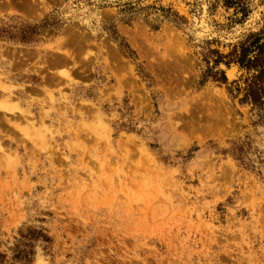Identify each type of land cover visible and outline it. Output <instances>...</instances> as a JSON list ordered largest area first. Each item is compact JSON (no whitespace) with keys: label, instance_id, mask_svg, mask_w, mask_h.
<instances>
[{"label":"rangeland","instance_id":"rangeland-1","mask_svg":"<svg viewBox=\"0 0 264 264\" xmlns=\"http://www.w3.org/2000/svg\"><path fill=\"white\" fill-rule=\"evenodd\" d=\"M238 1L0 0V264H264V112L199 85Z\"/></svg>","mask_w":264,"mask_h":264},{"label":"trees","instance_id":"trees-1","mask_svg":"<svg viewBox=\"0 0 264 264\" xmlns=\"http://www.w3.org/2000/svg\"><path fill=\"white\" fill-rule=\"evenodd\" d=\"M226 8L238 7L243 17L247 16L243 4L238 0H222ZM241 3V4H240ZM242 5V6H241ZM177 17V15H174ZM40 28L50 27V25L43 24ZM36 26H28L22 32L24 42L28 43L32 35H36ZM206 70L202 73L199 85L203 86L208 80H212L219 84H227V79L223 70L218 66L224 64L229 67L230 64H235L240 70H243L247 77L244 80L245 87L242 89L243 97L240 101L248 103L252 106L253 110L264 112V42L260 39L258 34H249L244 40L235 45L232 51L227 56H222L217 52L210 51L205 55ZM212 63V66H210ZM231 94L233 89L227 88ZM237 93L240 94V89L235 88ZM40 235L41 233L38 232ZM42 236V235H41ZM29 251H20L19 255L23 254L24 261H27Z\"/></svg>","mask_w":264,"mask_h":264}]
</instances>
